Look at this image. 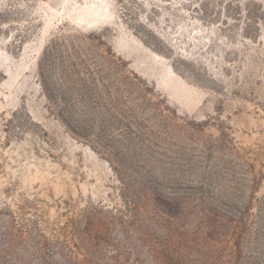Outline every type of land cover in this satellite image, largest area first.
Segmentation results:
<instances>
[{"label":"rangeland","instance_id":"rangeland-1","mask_svg":"<svg viewBox=\"0 0 264 264\" xmlns=\"http://www.w3.org/2000/svg\"><path fill=\"white\" fill-rule=\"evenodd\" d=\"M0 264H264V0H0Z\"/></svg>","mask_w":264,"mask_h":264}]
</instances>
